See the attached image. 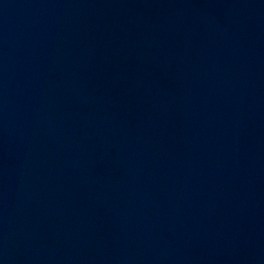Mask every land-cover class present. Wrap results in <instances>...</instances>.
<instances>
[{
	"label": "water",
	"instance_id": "obj_1",
	"mask_svg": "<svg viewBox=\"0 0 264 264\" xmlns=\"http://www.w3.org/2000/svg\"><path fill=\"white\" fill-rule=\"evenodd\" d=\"M0 264H264V0H0Z\"/></svg>",
	"mask_w": 264,
	"mask_h": 264
}]
</instances>
